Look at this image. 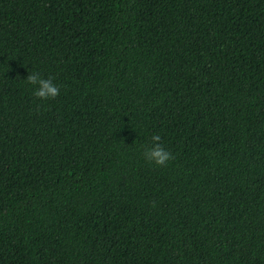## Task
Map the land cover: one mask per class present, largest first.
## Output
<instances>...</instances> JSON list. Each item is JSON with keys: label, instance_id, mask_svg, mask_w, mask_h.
I'll return each mask as SVG.
<instances>
[{"label": "trees", "instance_id": "trees-1", "mask_svg": "<svg viewBox=\"0 0 264 264\" xmlns=\"http://www.w3.org/2000/svg\"><path fill=\"white\" fill-rule=\"evenodd\" d=\"M0 264H264V0H0Z\"/></svg>", "mask_w": 264, "mask_h": 264}, {"label": "clouds", "instance_id": "clouds-1", "mask_svg": "<svg viewBox=\"0 0 264 264\" xmlns=\"http://www.w3.org/2000/svg\"><path fill=\"white\" fill-rule=\"evenodd\" d=\"M26 81L30 85L35 86L33 94L36 97L42 99L54 98L59 94V87L53 84L51 79L39 78L36 75L29 74L26 77ZM37 85L38 87H36ZM151 140L153 142V147L144 153L145 159L156 165H162L172 158L170 152L166 151L159 143H156L160 140L159 135H153Z\"/></svg>", "mask_w": 264, "mask_h": 264}]
</instances>
